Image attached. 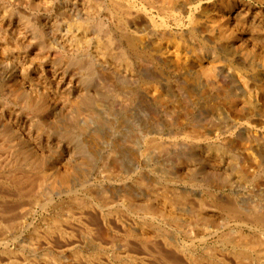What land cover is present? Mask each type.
Returning a JSON list of instances; mask_svg holds the SVG:
<instances>
[{"label":"rangeland","instance_id":"rangeland-1","mask_svg":"<svg viewBox=\"0 0 264 264\" xmlns=\"http://www.w3.org/2000/svg\"><path fill=\"white\" fill-rule=\"evenodd\" d=\"M119 1L0 0V264H264V0Z\"/></svg>","mask_w":264,"mask_h":264},{"label":"bare ground","instance_id":"bare-ground-1","mask_svg":"<svg viewBox=\"0 0 264 264\" xmlns=\"http://www.w3.org/2000/svg\"><path fill=\"white\" fill-rule=\"evenodd\" d=\"M114 2V1H113ZM118 2H120L119 0H118ZM118 2H116V8H120V6L123 4V3H118ZM149 2V1H148ZM151 2V1H150ZM154 2H156L157 4V6L156 7H158V9H159V13H161V14H163V15H165V16H163V17H166V16H169V14H171L172 13V10H171V8L169 9V6H168V2H169V0H162V2L159 0V1H155L154 0ZM160 2H161V4H160ZM100 4V3H99ZM131 4V3H130ZM112 5H114V4H112ZM127 6V5H126ZM151 6V5H150ZM153 6V5H152ZM151 6V7H152ZM132 7V6H131ZM155 7V9H157ZM115 8V9H116ZM127 8L129 9V7L127 6ZM133 8V7H132ZM132 8H131V10H132ZM173 8V7H172ZM114 9V10H115ZM134 9V8H133ZM154 9V8H153ZM109 10V9H108ZM112 11V10H111ZM111 11H109V12H111ZM119 11V10H118ZM121 11V10H120ZM119 11V12H120ZM123 11V10H122ZM125 11V10H124ZM123 11V12H124ZM127 11V10H126ZM115 12H117L116 10H115ZM115 12H113L111 15H112V18H113V16H115L114 15V13ZM131 12H133V11H131ZM125 13H127V12H125ZM116 14V13H115ZM122 14V13H121ZM120 14V15H121ZM160 14V15H161ZM127 15V14H126ZM159 15V14H158ZM116 16H118V15H116ZM128 16H129V14H128ZM132 16V15H131ZM162 16V15H161ZM172 17V16H171ZM0 19H1V17H0ZM5 19V18H4ZM3 19V20H4ZM120 19V18H119ZM164 19V18H163ZM118 20V19H117ZM117 20H115V21H117ZM165 20V19H164ZM121 22H123V21H120V24H122ZM165 22V21H164ZM118 26H120V25H118ZM120 28V27H119ZM71 36H73V35H71ZM70 36V37H71ZM70 37H67V38H69L70 39ZM75 38V37H74ZM79 39V38H78ZM67 40V39H66ZM71 40H73L72 38H71ZM67 41H69V40H67ZM72 42V41H71ZM45 44V43H44ZM39 46H40V44H39ZM45 46H47V45H45ZM45 46H43V47H45ZM131 46V45H130ZM34 47V46H33ZM41 47V46H40ZM30 48V47H29ZM42 48V47H41ZM31 49V48H30ZM45 49V48H44ZM47 49V48H46ZM45 49V50H46ZM108 49V48H107ZM42 50V49H41ZM44 50V51H45ZM102 50V49H101ZM43 51V52H44ZM104 51V50H103ZM126 51V50H125ZM41 53V52H40ZM120 54H121V57L120 58H122V60L124 59V60H126L127 61V55H126V53H121L120 52ZM119 54V55H120ZM1 60V59H0ZM62 62V61H61ZM2 63H3V60H2ZM5 63V62H4ZM64 63H65V61H64ZM67 63V62H66ZM69 63V62H68ZM6 64H7V62H6ZM28 64V63H27ZM63 64V63H62ZM4 65V64H3ZM2 64H0V74H1V76H3L4 77V75L6 76V77H8V78H10V80L9 81H11V78H15L16 80H19V79H24V80H26V81H28V78H29V76L30 75H33V70L31 69V67H29V66H27L26 65V61H25V58H18V59H16V60H14V62H13V64H12V66H11V68H10V66H9V64H8V66L9 67H7L6 65H5V67L3 66ZM29 65V64H28ZM64 65V64H63ZM67 65H69V64H67ZM66 65V66H67ZM7 70H6V69ZM70 68V67H69ZM68 69V68H67ZM67 69H65V70H67ZM73 69V68H72ZM75 70L73 69V70H71V71H68V72H64L63 73V75H67V76H72V78H77V80L80 82V79H81V81H82V78H79L77 75L78 74H75L76 72H74ZM209 73V72H208ZM30 74V75H29ZM58 74V73H57ZM57 74H52L51 76H50V81H53L55 78H56V75ZM81 76V75H80ZM82 77V76H81ZM44 78H45V76L43 75V74H41V75H37L36 76V79H37V82L36 83H31L28 87H30V89L31 90H36V88H38L37 86L40 84V83H42L43 82V80H44ZM4 79H5V77H4ZM65 79H66V77H61L60 78V81H59V83L58 84H56V85H58V86H56V87H52L51 89H49V90H47V96H45V94H41V92H40V90H39V96H37V97H32V101L34 102V103H36V105H41L42 106V108H45V111L46 110H53L54 108H56L57 107V105H58V100L56 101L53 97H55V96H57L56 95V93H59V92H61L62 93V91L63 90H66V87L64 86V83L63 82H65ZM12 80H14V79H12ZM55 80H57V79H55ZM6 81V80H5ZM12 82V81H11ZM53 82H56V81H53ZM17 83V82H16ZM45 83V82H44ZM78 84H80V83H78ZM85 84V83H84ZM23 85L25 86V82L23 83ZM22 85V86H23ZM27 85V84H26ZM7 86L8 85H6V88H7ZM3 87V85L1 86V88ZM75 87H76V85L75 84H73L72 82H71V84L69 85V87H68V90L69 89H71V88H73V89H75ZM0 88V89H1ZM9 88V87H8ZM7 88V89H8ZM77 88V87H76ZM22 88H20V90H21ZM78 89V88H77ZM80 89H81V87H80ZM79 89V90H80ZM90 89V88H89ZM88 89V90H89ZM4 90V89H3ZM9 90V89H8ZM23 90H24V88H23ZM86 90V89H85ZM15 91V90H14ZM25 91H26V88H25ZM3 92V91H2ZM5 92V91H4ZM7 92V91H6ZM29 92V91H28ZM31 92V91H30ZM33 92V91H32ZM72 92V91H71ZM10 93V92H9ZM11 93H12V91H11ZM16 94H21V93H19L18 92V90L16 89V92H15ZM86 93V92H85ZM87 93H88V91H87ZM3 94V93H2ZM29 94V93H28ZM27 94V95H28ZM32 94V93H31ZM37 94V95H38ZM34 95H35V93H34ZM41 95V96H40ZM51 95H52V97H51ZM55 95V96H54ZM83 95V94H82ZM85 95V94H84ZM88 95V94H87ZM16 96V95H15ZM24 96V95H23ZM32 96V95H31ZM86 96V95H85ZM27 97H29V96H27ZM88 97H89V95H88ZM31 98V97H30ZM82 98H84V97H82ZM86 99V98H85ZM2 100V99H1ZM0 100V101H1ZM19 100V99H18ZM31 100V99H30ZM4 101V100H3ZM2 102V101H1ZM24 103V102H23ZM30 103V102H29ZM60 103V102H59ZM6 103L4 102V105H5ZM32 104V103H31ZM23 105V104H22ZM36 105H34L33 107H36ZM2 107H0V108H3V105H1ZM25 106V105H24ZM40 106V107H41ZM7 107V106H6ZM27 107V106H26ZM32 107V108H33ZM39 107V106H38ZM29 108V107H28ZM31 108V107H30ZM61 108V107H60ZM74 108V107H73ZM36 109V108H35ZM38 109H41V108H38ZM37 109V110H38ZM62 109H63V107H62ZM65 109H66V106H65ZM2 110V109H1ZM5 110V109H4ZM3 110V111H4ZM7 110V109H6ZM43 110V109H42ZM41 110V111H42ZM0 112V115H3V114H5L4 112ZM39 111V110H38ZM44 111V112H45ZM49 111H47V112H49ZM61 112H62V110H60ZM8 112V111H7ZM36 112V111H35ZM43 112V111H42ZM54 112V111H53ZM8 113H10V112H8ZM7 113V114H8ZM40 114V113H39ZM46 114V113H45ZM6 115V114H5ZM9 115V114H8ZM11 115V114H10ZM43 116H44V113H43ZM48 116V115H47ZM53 116V115H52ZM3 117V116H2ZM16 117H18V116H16ZM46 117V116H45ZM20 118V117H19ZM21 119V118H20ZM24 119V118H23ZM16 120V119H15ZM73 120V119H72ZM24 121V120H23ZM18 122V121H17ZM69 122V121H68ZM20 123H22V122H20ZM32 125V124H31ZM13 126H16V121H14L13 120V118L11 117V116H6V117H3V118H1L0 117V132H2L3 134H2V136L5 134H7L6 132L4 133V131H9V129L11 128L12 129V127ZM20 127V126H19ZM21 127H23V126H21ZM14 128V127H13ZM24 128V127H23ZM15 129V128H14ZM12 133H14V132H12ZM30 134V133H29ZM0 135H1V133H0ZM8 135V134H7ZM11 135V134H10ZM15 135V134H14ZM22 135V134H21ZM1 136V137H2ZM20 136V135H19ZM28 136V135H27ZM9 137H11L10 139L12 140V139H14V136H13V134H12V136H7L6 138H9ZM16 137V136H15ZM28 138V137H27ZM33 137H31V136H29V139L28 140H31V142L32 141H34L33 139H32ZM9 139V140H10ZM16 139V138H15ZM3 140H6L5 139V137H4V139ZM24 140V139H23ZM40 140V139H39ZM15 141V140H14ZM26 141V140H25ZM23 142V141H22ZM23 144V143H22ZM21 144V145H22ZM35 144V143H34ZM19 145V144H18ZM23 147H24V145H23ZM25 148V147H24ZM45 149V148H44ZM14 150V149H13ZM16 150V149H15ZM17 150H19V148L17 149ZM20 151H22V152H24L23 150H21L20 149ZM17 152H19V151H17ZM16 153V159H17V161H20V162H23L26 158L23 156V155H21V154H23V153ZM12 153V152H11ZM7 154V153H6ZM12 154H14V153H12ZM9 155V154H8ZM10 156H12L11 154H10ZM14 156V155H13ZM14 157V158H15ZM55 157V156H54ZM5 158H7V157H5ZM9 158V157H8ZM11 160V159H10ZM8 161V160H7ZM12 161V160H11ZM33 162V165L34 166H36L35 168H37V169H39V168H41L42 167V163H40V162H34V161H32ZM9 163V162H8ZM11 164V163H10ZM7 167H9V166H7ZM18 167V166H17ZM20 167V166H19ZM15 168V167H14ZM7 169V168H6ZM5 169V170H6ZM13 169V168H12ZM9 170H10V168H9ZM19 170H21V169H19ZM40 170V169H39ZM23 171V170H22ZM29 171V170H28ZM27 171V172H28ZM31 171V170H30ZM9 172H11V170L10 171H8V173ZM33 172H35V171H33ZM33 172H32V174H33ZM7 173V174H8ZM25 173V172H24ZM38 173V172H37ZM59 174L57 175V177L54 179V180H45V181H43V180H40L39 181V185H44V186H49L50 187V189L52 190V191H55L56 190V188H59V186L58 185H65L67 182L66 181H68V179H69V177H68V174L67 173H62V172H58ZM5 174V173H4ZM6 174V175H7ZM10 174V173H9ZM10 175H12V174H10ZM21 175V174H20ZM4 177V176H3ZM9 177V176H8ZM14 177V176H13ZM5 178L7 179V177L5 176ZM10 178V177H9ZM2 179V178H1ZM11 179V178H10ZM20 179V178H19ZM25 179V178H24ZM31 180V179H30ZM16 181V180H15ZM22 181V180H21ZM32 181V180H31ZM20 182V181H19ZM26 182V181H25ZM4 183V182H3ZM45 184H47V185H45ZM22 186V185H21ZM24 187V186H23ZM39 187H41V186H39ZM22 188V187H21ZM6 194V193H5ZM4 195V194H3ZM7 195V194H6ZM6 203V202H5ZM5 205V204H4ZM17 207H18V205H17ZM3 209H5V208H3ZM15 212V211H14ZM19 212V211H18ZM1 213V212H0ZM3 214L5 213V212H2ZM7 213V212H6ZM10 213V212H9ZM8 213V214H9ZM2 214V215H3ZM1 215V214H0ZM10 216H12V215H10ZM14 216V215H13ZM6 217V216H5ZM15 217V216H14ZM18 217V216H17ZM2 218V217H1ZM13 219V218H12ZM11 219V220H12ZM17 219V218H16ZM10 220V221H11ZM253 222L254 223H256V224H261V225H264V216L262 215V216H255L254 218H253ZM251 237V236H250ZM249 236H246V235H242V234H239V239L237 240V243H236V245H238V247L239 248H241L240 246H248V244H250L251 245V248H257L258 247V249L261 247L260 245H262V246H264V241H262V240H260V241H252V240H250V241H248L249 239L248 238H250ZM256 239V238H255ZM255 239H253V240H255ZM262 241V242H261ZM260 246V247H259ZM242 248H244V247H242ZM258 249H256V250H258ZM242 250V249H241ZM260 250V249H259ZM261 250H262V248H261Z\"/></svg>","mask_w":264,"mask_h":264}]
</instances>
